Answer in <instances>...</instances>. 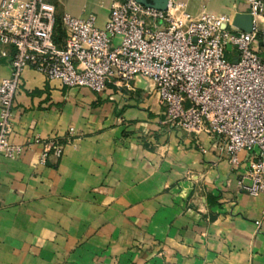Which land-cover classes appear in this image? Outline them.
Instances as JSON below:
<instances>
[{
    "label": "crops",
    "instance_id": "1",
    "mask_svg": "<svg viewBox=\"0 0 264 264\" xmlns=\"http://www.w3.org/2000/svg\"><path fill=\"white\" fill-rule=\"evenodd\" d=\"M48 1L100 27L112 4ZM176 1L192 15L249 9L248 0ZM11 69L0 57V77ZM165 118L151 81L97 93L25 68L11 135L24 150L0 156V264H264V189L239 186L248 153L235 167L215 138ZM53 140L63 154L43 160Z\"/></svg>",
    "mask_w": 264,
    "mask_h": 264
},
{
    "label": "built area",
    "instance_id": "2",
    "mask_svg": "<svg viewBox=\"0 0 264 264\" xmlns=\"http://www.w3.org/2000/svg\"><path fill=\"white\" fill-rule=\"evenodd\" d=\"M248 3L250 31L235 25L236 15L206 7L192 15L176 0L165 10L112 0L102 27L93 14L62 13L65 36L57 42L54 3L1 0L0 57L10 55L12 69L0 77V156L14 158L24 150L11 135L25 68L97 93L110 83L132 88L133 81L144 79L154 84L167 124L215 138L235 167L240 153H248L239 186L257 196L264 189V0ZM50 152L60 157L63 144L50 141L42 159Z\"/></svg>",
    "mask_w": 264,
    "mask_h": 264
},
{
    "label": "water",
    "instance_id": "3",
    "mask_svg": "<svg viewBox=\"0 0 264 264\" xmlns=\"http://www.w3.org/2000/svg\"><path fill=\"white\" fill-rule=\"evenodd\" d=\"M139 2L157 8L165 10L167 8L169 0H138ZM235 25L245 31H250L252 26V17L247 13H237L235 17Z\"/></svg>",
    "mask_w": 264,
    "mask_h": 264
},
{
    "label": "trees",
    "instance_id": "4",
    "mask_svg": "<svg viewBox=\"0 0 264 264\" xmlns=\"http://www.w3.org/2000/svg\"><path fill=\"white\" fill-rule=\"evenodd\" d=\"M64 36H65V32L64 29L62 28L61 17L60 15L57 14V21L55 27V40L57 42H61Z\"/></svg>",
    "mask_w": 264,
    "mask_h": 264
},
{
    "label": "rangeland",
    "instance_id": "5",
    "mask_svg": "<svg viewBox=\"0 0 264 264\" xmlns=\"http://www.w3.org/2000/svg\"><path fill=\"white\" fill-rule=\"evenodd\" d=\"M222 153H223V152H222ZM135 247H138V248H139L140 246H139V244H138V245H137V246H135Z\"/></svg>",
    "mask_w": 264,
    "mask_h": 264
}]
</instances>
